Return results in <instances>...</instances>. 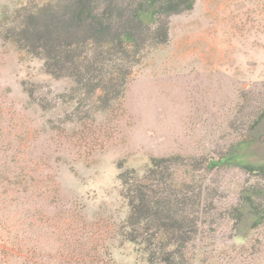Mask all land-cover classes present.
Masks as SVG:
<instances>
[{"label":"rangeland","instance_id":"rangeland-1","mask_svg":"<svg viewBox=\"0 0 264 264\" xmlns=\"http://www.w3.org/2000/svg\"><path fill=\"white\" fill-rule=\"evenodd\" d=\"M47 3L69 4L0 0V184L22 193L19 214L4 204L0 212L19 218L33 264H151L122 244L127 206L118 176L144 175L152 158L175 156L176 189L190 195L197 226L176 264H264V220L243 230L231 215L244 188H263L264 176L206 166L243 138L245 159L264 164V0H195L163 17L169 39L155 44L146 33L124 112L101 111L100 92L48 73L28 51L24 8Z\"/></svg>","mask_w":264,"mask_h":264},{"label":"trees","instance_id":"trees-1","mask_svg":"<svg viewBox=\"0 0 264 264\" xmlns=\"http://www.w3.org/2000/svg\"><path fill=\"white\" fill-rule=\"evenodd\" d=\"M67 1L69 4L64 8L53 3L42 5L37 12H32L31 7L24 8L29 23L21 31L24 40L33 42L27 49L44 60L48 73L70 77L83 90L100 92L101 111L113 109L114 105L122 112L132 61L149 45L143 40L146 33L155 35V44L166 43L168 23H162V18L190 10L195 3V0ZM82 48L89 53L86 50L84 56H79L78 50ZM79 58L83 64H79ZM248 142L243 138L218 158L211 157L207 168L237 166L264 176V164L245 159L243 150ZM176 157L152 158L144 175L128 169L118 176L127 206L124 231L119 233L122 244L130 243L142 250L151 264H176V258L186 255L185 245L197 227L191 218L190 195L176 189ZM13 189L0 184V207L4 204L8 211L12 207L17 215L20 211L16 209V194L22 193ZM263 189L244 188L241 202L233 208L231 215L243 224V230L264 220L260 210ZM18 220L0 212V242L4 250L0 252V264H33L32 243L26 234L24 237L19 232ZM107 253L103 256L109 257Z\"/></svg>","mask_w":264,"mask_h":264}]
</instances>
